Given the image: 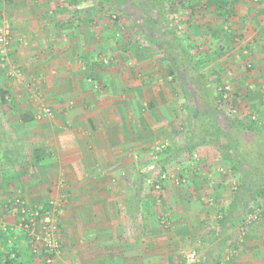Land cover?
Returning <instances> with one entry per match:
<instances>
[{
  "label": "crops",
  "instance_id": "1",
  "mask_svg": "<svg viewBox=\"0 0 264 264\" xmlns=\"http://www.w3.org/2000/svg\"><path fill=\"white\" fill-rule=\"evenodd\" d=\"M75 3L0 1V25L7 20L12 29L7 61L0 55L7 66L0 71V170L18 182L4 184L1 206L14 202L11 189L42 205L66 197L59 224L69 264H184L191 250L201 264H264V219L239 242L246 215L232 210L241 172L223 157L216 133L217 125L238 128L218 106L224 82L248 118L258 113L264 121V0H196L193 7L183 0L171 15L179 29L187 25L190 47L178 29H152L147 38L123 13L131 29H111L105 11L101 17L92 9L103 2ZM34 83L52 101V124L37 123L28 90ZM3 112L14 115L17 139L3 130ZM24 113L34 119L24 121ZM35 128L33 139L27 134ZM244 135L245 169L263 176L250 164L264 158L251 150L261 144ZM23 137L46 150L28 157L50 179L44 191L34 170L20 171V146L15 165L3 154L8 141L18 145ZM226 215L231 224L221 223Z\"/></svg>",
  "mask_w": 264,
  "mask_h": 264
},
{
  "label": "trees",
  "instance_id": "2",
  "mask_svg": "<svg viewBox=\"0 0 264 264\" xmlns=\"http://www.w3.org/2000/svg\"><path fill=\"white\" fill-rule=\"evenodd\" d=\"M95 1V0H93ZM106 6H112L117 11L123 13L127 16L132 23L134 24L135 29H141L143 35L150 38L149 34L152 29H168L167 33L173 34L176 29H179L175 23V15H171V11H173V6L180 7L183 6V0H173V3L169 6L167 5V0H100ZM76 0H71V4H76ZM150 40V39H149ZM175 68H171V75H175ZM200 80H203V76L200 75ZM2 102H6L5 99L6 94H8L7 90H2ZM223 101V100H222ZM219 108L222 107V102L218 103ZM210 117L214 118L213 114ZM34 119L33 115L23 114V120L28 122ZM218 119H216V122ZM234 127H238L236 129V133L238 134L239 139L236 141L235 145L233 141L231 142V135L229 132H224L223 129L220 128L219 125L216 126V133H218V137L220 136L223 141L224 151L223 157L229 161H233L234 171L241 172V176H239V189L236 192V196L234 197L235 202L233 205V214H238V217L244 218V216L249 214L252 206L258 205L262 206L264 204V178L262 176H257L254 172H250L249 169H245L247 166L246 159L242 158L243 152L242 149H238L240 147L241 142L244 141V134L249 132H255L258 136V141L261 145H264V133L259 127L258 123H255L249 118H238L236 119V123ZM235 133V132H234ZM211 138V137H210ZM212 139V138H211ZM217 139V138H216ZM2 134L0 132V147H2ZM214 141V140H213ZM212 141V143H213ZM4 143V142H3ZM258 145V144H257ZM258 145L257 148L260 154L264 155L263 146ZM262 147V149H261ZM7 149L4 152V156L10 159L9 165H15V161L13 159L16 155L17 145L11 141L7 142ZM194 148V147H190ZM190 150V149H189ZM167 151V150H165ZM234 158V159H233ZM230 163V162H229ZM18 164V162H17ZM251 168V167H247ZM252 173V174H251ZM257 178V179H256ZM260 181V182H259ZM155 183V182H154ZM156 185V183L154 184ZM161 190V189H160ZM153 187L151 192H160ZM160 196V195H159ZM237 204V205H236ZM11 205L10 203L8 204ZM44 211L49 209L48 203L44 204ZM245 217V218H246ZM59 219H57L58 221ZM59 222V221H58ZM222 224L228 225L232 223V218L229 216H225V219L221 222ZM60 227V224L58 223ZM16 233L11 231H4L0 224V264H34L36 260V256L34 255L28 237L25 233H22L17 236V239L10 243ZM220 258V257H219ZM203 264H213L210 259L203 262Z\"/></svg>",
  "mask_w": 264,
  "mask_h": 264
},
{
  "label": "rangeland",
  "instance_id": "3",
  "mask_svg": "<svg viewBox=\"0 0 264 264\" xmlns=\"http://www.w3.org/2000/svg\"><path fill=\"white\" fill-rule=\"evenodd\" d=\"M0 1H3V2H9V1H11V0H0ZM61 1V0H60ZM175 1H177V0H175ZM195 1L196 0H184V2L185 3H189V5L188 6H192V4L193 3H195ZM62 2V1H61ZM64 3H66V1L64 2ZM170 3V4H169ZM173 3V0H167V5L169 4V6L171 5ZM61 5V4H60ZM194 6V5H193ZM192 6V7H193ZM63 7H65V5L63 6ZM172 7H173V9L174 8H178L177 7V5L176 6H173L172 5ZM92 9L94 10L93 12H95V16H96V14H98V16H100L101 15V17H102V15H103V12L105 11V15H106V19L108 20V21H111V29H115L116 27H119V28H122V27H124V29H131V24H129L127 21H126V19H124L125 17H124V15L122 14V13H120L119 11H117L116 9H114V7H112V6H104V5H102L101 3H97L96 5H94L93 7H92ZM103 11V12H102ZM102 13V14H101ZM104 15V16H105ZM9 22V21H8ZM10 23V22H9ZM127 23V24H126ZM131 26V27H130ZM181 29H178L179 30V36L180 35H182V40L184 41H186V42H188V46L187 47H190L189 45V40H190V38H189V36L188 35H186L187 33H185V29H187V25H185L184 23L182 24L181 23ZM118 28V29H119ZM134 31V33L135 34H137L138 33V31L137 30H133ZM184 32V33H183ZM185 36H184V35ZM125 36H127V34L125 35ZM140 40V39H139ZM138 40V41H139ZM142 40H145L146 42H147V40H149V39H147L146 37H143L142 38ZM144 41V42H145ZM194 42V41H193ZM191 43V42H190ZM8 52H9V49H8ZM7 57H8V55H7ZM6 57V58H7ZM5 61H7V60H5ZM9 63V62H8ZM10 64V63H9ZM251 68L253 67L252 66V64H250L249 65ZM7 66H5V65H2V64H0V71H2V69L3 68H6ZM249 68V67H248ZM250 68V69H251ZM2 79H4V78H1L0 77V89H3L2 87H3V85L5 84V83H3V81H2ZM35 84V86H33L32 84H30V86L28 87V90H29V92H32L33 93V98H30V103L33 105V107H36L37 108V111H38V117H40V119H39V121L37 122L38 123V125H42V124H52V122L54 121V120H56L57 119V115H56V113H55V111H53L54 109H53V107L51 106L52 104L51 103H49L50 101H51V99L50 98H48L47 97V93H45L44 91H41V90H39L38 89V84L37 83H34ZM215 85H219V84H221V83H214ZM222 86H220V88H219V92H220V101L222 102V107H223V109H225L226 110V112L229 114V115H231V119H238V118H242V117H245V118H248L247 117V115H245L242 111V109H240V104H239V99H238V97H236V94H235V90H234V87H233V85H231V83H222L221 84ZM219 87V86H218ZM224 87H230V93H229V98H228V100L224 103V101H222L223 100V92H221L220 91V89L221 88H224ZM49 101V102H48ZM242 100H240V102H241ZM52 102V101H51ZM44 109H50V110H52L53 111V113H54V116L52 117V118H47V117H45V116H43V110ZM7 112H3V116H4V122H6V126H7V124H8V127H7V129H3V130H6V131H8L13 137H15L16 139H17V137H19L20 136V131H17V130H14V129H11L10 128V120H9V118H12L14 115H9V116H7ZM199 119H200V115H199ZM250 119L252 120V121H254L255 123H258V125H259V127H264V121H262L261 120V118H260V116H259V114L258 113H254V114H252L251 115V117H250ZM14 121V120H13ZM5 125H4V127H6ZM36 130H31V131H29L28 132V136H31V138H33V139H35V136L33 135V131H36V133H37V128H35ZM262 130H264V129H262ZM209 131L210 132H212V130H205V133H207V135H209L210 133H209ZM26 133H27V131H26ZM230 135H231V142L233 141V144L235 145V143H237L236 141L239 139V137H238V134L237 133H230ZM251 135H252V137H254V138H258V136H257V133H255V132H251ZM180 137H182V136H179L178 135V139H180L181 140V138ZM250 137V136H249ZM26 138V137H25ZM24 137L23 138H18V141H19V143H18V147L20 146V148H22V150H23V152H24V157H26L24 160H22L21 161V167H22V169L21 168H19V169H21L20 171L22 172V170L23 171H25V170H34V172H35V174H33V175H35V176H37L36 178H35V181L37 182V183H39L40 184V186H41V190H40V192L43 190L44 191V189H46V186L45 185H47L48 183H50L48 180H50V179H48L47 177H48V175H46L45 173H41V174H39L38 173V169L37 168H34V162H33V159H28V157H29V154H31L30 156L32 157V153H34V152H36V153H39L40 155H43L45 152H46V150H44V147L43 146H41V145H37V146H34L33 145V143H27V141H25L24 139H25ZM37 139V138H36ZM23 140V141H22ZM241 142V145H240V147H238V149H240L241 150V148L243 147V146H245V145H243V142L242 141H240ZM243 145V146H242ZM36 147V148H35ZM43 147V148H42ZM259 147V146H258ZM244 148V147H243ZM246 148V147H245ZM257 149V147H254V148H252L251 150H252V152L254 153V151ZM261 149H262V147H261ZM263 149H264V146H263ZM243 152V151H242ZM244 157H242V158H244L245 159V157H246V155L244 154L243 155ZM18 164H20L19 162H18ZM251 165H252V168H254L253 170H255V168H258L260 171H261V173L263 174V176H262V178H264V158L263 159H258L257 160V157H256V159L254 160V162H252V163H250ZM0 166H1V161H0ZM23 173V172H22ZM235 175H236V172H235ZM238 175H240L239 174V172H237V175L236 176H238ZM45 176H47L46 178H45ZM239 177V176H238ZM238 177H237V179H238ZM257 179V178H256ZM7 182H9V183H18L17 182V177L14 175V176H5L4 175V173L0 170V200H1V197L3 196L2 195V193H1V189H4V184H6ZM260 182V181H259ZM63 184V183H62ZM9 192L10 193H12V195L14 196V199H16L17 197H21V195L20 194H18L17 192H16V190L15 189H11V190H9ZM12 195H10V196H12ZM12 196V197H13ZM26 199H28V200H26L28 203H29V205H31V206H35V205H40V203L41 202H38L37 201V199L36 200H34V198H32V197H30V199L26 196ZM8 206V204H6V205H3V206H1V204H0V215H2V217H3V219H5L6 220V222L8 223V224H10V225H12V224H15V221L17 220V217H16V215L15 214H10V215H8V214H5V212H4V209H5V207H7ZM250 213V212H249ZM67 214V207L65 208V212H64V214H62V217H64L65 215ZM248 216V215H247ZM61 217V218H62ZM262 219H264V217L262 218ZM262 219L260 220V221H257V222H254V223H252V224H250L249 226H248V228H247V234L248 233H250V231L253 229V228H256V226L257 227H259V226H261V221H262ZM62 220V219H61ZM61 222V221H60ZM242 225V224H241ZM62 230H61V226H60V239H61V243H62V248H63V250H62V256H60V259H61V257L62 258H64V262L62 263V262H59L58 264H69L68 263V260H69V257H66V259H67V261H66V259H65V257H63V255L65 256L66 255V253H67V256H68V252H66V250H64V248H65V246L66 245H64V243H63V241H62ZM37 260V262L39 263V264H46L44 261H42V260H39V259H36ZM65 261H66V263H65ZM53 264H57V262L56 263H53Z\"/></svg>",
  "mask_w": 264,
  "mask_h": 264
},
{
  "label": "built area",
  "instance_id": "4",
  "mask_svg": "<svg viewBox=\"0 0 264 264\" xmlns=\"http://www.w3.org/2000/svg\"><path fill=\"white\" fill-rule=\"evenodd\" d=\"M61 1L65 2L66 0ZM255 1L258 2L259 0ZM11 43V25L7 20H4L0 25V55L3 60H6ZM229 90L230 87L220 89V91L223 92L224 103L229 98ZM42 114L47 118H52L54 116L53 111L50 109H44ZM147 184L153 187L154 182L149 180ZM155 189L159 191L161 186L156 184ZM66 205V197L61 200L52 199L48 202L49 209L44 211V205L31 206L23 197H17L10 206L8 205L4 209L5 214L16 215L17 220L15 224H8L6 220L3 219L2 215H0V224L4 231L16 233L10 243H13L18 235L25 233L36 259L42 260L46 264H53L62 256L63 248L60 239V227L58 226L59 220L57 221V219L61 218L62 214H64ZM263 217L264 204L262 206H252L250 213L238 228L240 243L247 235L248 226L254 222L260 221ZM236 254L237 250L234 249L230 253L228 260ZM184 264H201L198 252L196 250L189 251L185 256Z\"/></svg>",
  "mask_w": 264,
  "mask_h": 264
}]
</instances>
